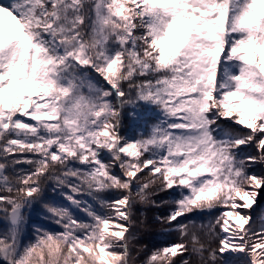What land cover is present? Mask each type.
Wrapping results in <instances>:
<instances>
[{
	"label": "snow or ice",
	"instance_id": "1",
	"mask_svg": "<svg viewBox=\"0 0 264 264\" xmlns=\"http://www.w3.org/2000/svg\"><path fill=\"white\" fill-rule=\"evenodd\" d=\"M140 105L158 119L129 138L123 112ZM257 164L264 0H0V264H132L136 201L170 205L179 233L146 264H264V227L244 211L264 190ZM34 205L56 228L24 243Z\"/></svg>",
	"mask_w": 264,
	"mask_h": 264
},
{
	"label": "trees",
	"instance_id": "2",
	"mask_svg": "<svg viewBox=\"0 0 264 264\" xmlns=\"http://www.w3.org/2000/svg\"><path fill=\"white\" fill-rule=\"evenodd\" d=\"M145 108L146 105H140L135 109L132 107H126L124 109L121 128L123 135L127 134L132 138H137L140 133L147 134L149 132L151 118L144 115ZM138 109L141 112V116L136 113V110ZM133 113H135V115H133ZM143 128H146V130ZM240 154L244 157L257 154L255 145H250L246 148L242 147ZM262 168V166L257 164L253 165L251 170L259 172L262 170ZM115 171L119 172V169L117 168ZM176 191L177 190L173 189L168 192H162L158 196L153 197V199L157 201H170L177 198L178 191ZM49 192L50 189L48 190V198ZM104 195L106 198L115 199L119 197L120 193L111 192L105 193ZM170 208V205L156 206L151 203L143 204L139 201H136L133 204V225L131 228V232L134 236V239L131 241L132 264H146L148 250L151 248H156L159 245L160 240L157 238V236L161 229V224L159 222L157 223V218L166 217L169 214ZM196 223L199 224V222ZM4 231L5 229L0 227V233H3ZM166 235L168 238L174 241L179 240V233L177 230L168 231V234ZM213 246L215 247L216 245L213 244ZM184 258H189V256H185ZM190 261L191 264H201L200 257L196 254L190 255ZM176 264H180V259H177Z\"/></svg>",
	"mask_w": 264,
	"mask_h": 264
},
{
	"label": "rangeland",
	"instance_id": "3",
	"mask_svg": "<svg viewBox=\"0 0 264 264\" xmlns=\"http://www.w3.org/2000/svg\"><path fill=\"white\" fill-rule=\"evenodd\" d=\"M158 109L152 108L151 106H147V110H146V115H154V117L156 118V122L158 119ZM225 122L227 124L232 125L230 122H226V121H222ZM237 126V125H234ZM240 127V126H238ZM246 131V129H245ZM127 137H129L128 135H125ZM250 146V145H248ZM245 146V147H248ZM261 166V165H260ZM264 168V166H263ZM50 199H56L58 202L64 203L65 201H63V199L59 196L58 193H51L50 195ZM246 212H250V214L253 217L254 220V226L259 229L261 227H264V190L258 191L257 193V199L256 202L253 204L251 209H246L244 210ZM77 215L82 216L83 214L80 212L76 213ZM0 221L3 222L5 224L6 227H8L7 222L1 217ZM160 223V231L158 233L157 238L160 240L159 245L156 248H151L148 250V254L147 257L149 256V254L157 249V248H161L164 245L176 242L170 238L167 237L166 234H168V231H172V230H176L175 227L173 225H169L166 222L162 221V218H157V223ZM38 226H43L45 228H52L55 229L56 226L54 224H52L49 220H47L45 218V214L43 211V207L42 205H34L32 209L27 211V224H26V228H25V232L23 234V239H24V243H28L29 241L32 240L34 233H35V229ZM246 259V257L244 256L243 253H230V252H225L223 254V260H222V264H243V261ZM147 260V258H146Z\"/></svg>",
	"mask_w": 264,
	"mask_h": 264
}]
</instances>
